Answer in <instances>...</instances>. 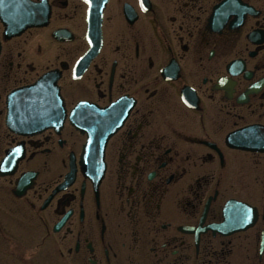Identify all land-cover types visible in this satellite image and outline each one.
<instances>
[{"label":"flooded vegetation","instance_id":"flooded-vegetation-1","mask_svg":"<svg viewBox=\"0 0 264 264\" xmlns=\"http://www.w3.org/2000/svg\"><path fill=\"white\" fill-rule=\"evenodd\" d=\"M50 71L62 128L14 132L9 94ZM244 129L264 139V0H0V264H264ZM89 135L109 138L98 186ZM231 200L253 226L215 229Z\"/></svg>","mask_w":264,"mask_h":264},{"label":"water","instance_id":"water-1","mask_svg":"<svg viewBox=\"0 0 264 264\" xmlns=\"http://www.w3.org/2000/svg\"><path fill=\"white\" fill-rule=\"evenodd\" d=\"M55 72H50L42 76L35 84L18 89L13 93L11 102L19 103L20 101H25L27 107L25 108L23 114L32 116V118H25L22 122L15 123L11 121L12 127L19 133L30 134L35 131L45 128L47 126H52L55 124V119H57V125H62V120L64 119L63 105L61 98L59 96L58 87L56 85ZM236 137V136H235ZM235 145L238 148L248 149V150H264V139L261 143L248 138H235ZM100 144V145H99ZM106 144V139H100L95 136H91L86 145V157L90 155L96 149H99V154L93 156V160L84 167V174L91 178L93 181L99 182L104 175L105 163H104V147ZM92 164V165H91ZM72 175V174H71ZM245 207L246 212H250L248 206ZM250 222H255V212H252ZM228 221H226V224ZM246 227L248 226L245 225ZM245 226H237L236 230L240 228H246Z\"/></svg>","mask_w":264,"mask_h":264},{"label":"rangeland","instance_id":"rangeland-1","mask_svg":"<svg viewBox=\"0 0 264 264\" xmlns=\"http://www.w3.org/2000/svg\"><path fill=\"white\" fill-rule=\"evenodd\" d=\"M261 190H262V188H261ZM252 248H253V250H254V249L256 250L257 247H254V246H253Z\"/></svg>","mask_w":264,"mask_h":264}]
</instances>
